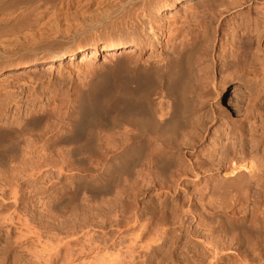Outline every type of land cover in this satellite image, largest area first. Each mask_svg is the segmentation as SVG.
<instances>
[{"label": "rangeland", "instance_id": "374dc122", "mask_svg": "<svg viewBox=\"0 0 264 264\" xmlns=\"http://www.w3.org/2000/svg\"><path fill=\"white\" fill-rule=\"evenodd\" d=\"M47 1V14L56 19L51 21V27L48 26L50 35L53 31L55 32L52 28L56 29L57 26L60 32L67 28L72 32V30L87 26L88 19L84 21L74 16L75 11L84 9L82 5L85 0ZM94 1L92 6L94 8L91 10H95L96 1L99 0ZM117 1L113 0V2ZM110 6L112 7V5ZM97 9L100 10L99 7ZM129 10L148 11L147 13L138 12L130 18H122L118 22L113 20L99 30V35L95 33L83 35L76 41L69 42L60 40V44L58 42L57 45L55 42V47L60 49L70 47V51H67L68 54L61 60L49 62L46 60L48 59L46 54H40L35 58H28L25 62H21L23 64L19 67L12 65L0 67V101H2V103L0 102V119L5 124L4 128L8 126L9 129H12V126L15 129L20 128L19 133H21L15 138L11 137L13 133L6 132L7 129L5 132L0 131L3 141L0 140L2 145L4 144L1 146L0 143V149L3 148L0 153L6 150L4 154L7 156L0 155V264H12V260H17L18 262L14 261L17 264H43L47 255L50 260L48 253L50 248L56 247L57 242L59 239H63V236L67 241L81 237V234L77 236L74 234V236L73 232H69L68 234L73 237L66 238L65 235L68 236V234L63 235L51 230L49 227L51 221L49 205L53 198L58 200L57 206L53 209L58 216L55 222H59V217H70L74 209L80 207L84 209L83 213L85 210L88 212L87 217L93 214L91 217L95 219L96 224L94 223L95 226L91 228L92 230L90 229V235L92 234L94 238L92 245L95 244L94 247L97 250L88 252L85 249L86 255H78L83 262L79 260L73 264H92V261L93 264H131L132 261L128 256L129 251L133 249L139 258L135 261L136 264H211L213 253L203 242L206 235H230L242 238L246 234L250 238L248 244L243 240L242 244L238 245L241 249L240 252L248 257L250 264H253L254 260L256 264H261L256 260L257 256L253 252V247L255 244H259L263 249L262 256L264 257V0H150L146 9L135 7ZM157 10H160L159 13ZM206 10H214L215 13H211L216 16L207 35L201 36L198 40L199 49L196 50V54H193L195 57H192L196 80L190 78L189 81L188 79V90L189 95L193 97V100H196L195 97L199 95L201 89V83L197 79L199 75L197 67L200 57L206 53L208 48L211 59L213 58L214 62L217 61V65L212 68L216 84L215 87H212L215 89L209 87L211 90L207 89V92H210L209 96H212L210 97L211 107L218 110L217 115H221L219 122L214 121L208 125L202 141L197 143L196 147L192 146L182 150L189 144L190 128L183 129L184 132L180 131L181 137L173 139V141L178 140L177 142H170L171 139L168 142V140L159 139L156 136L154 138V135L143 136L145 140L142 137L137 141L148 143L147 147V143L140 142L142 145L144 144V147L146 146L145 152L150 157L145 155L142 159L145 161L141 160L140 166L132 167L133 165L130 164L133 161H130L129 166V161L125 156L126 148L131 144L126 141L128 127L125 125L122 127L115 125L114 127L111 120L109 121L113 126L106 127V118H103L104 126L95 125L94 129V124L91 125V129L86 130L83 134V139L69 144L59 143V139L56 138L58 134L60 136L72 134L70 132L72 130L71 123L75 119L73 112L78 107L77 99L79 97L77 95L82 96L81 93L85 94L86 88L98 85L94 84L95 81L100 82L104 75L107 77L108 70L112 71L111 79L113 72L117 75L116 67L111 64V60L116 59L111 56L112 53L118 51L121 53L122 51L123 54L118 57L158 61L161 59L162 52L165 54L168 50L167 47L165 48L168 38L167 27L176 23L177 27L195 29L197 24L200 25L213 18L214 15L211 14L205 16ZM146 14L147 16L150 14V16L147 17ZM68 15L71 17L68 18ZM132 22L136 25V34L143 35L145 47L135 45L126 49L116 48L117 39L125 40L132 32V30H128ZM144 25L155 27L154 31L159 33L162 44L158 45L156 41H153L152 46L147 44L146 35H149V27L147 26L146 30ZM241 40L246 46H249H247L248 48L252 49L249 52L251 56L249 54L247 59V65L252 68V72L246 81L250 90L247 87L248 90L243 91V94H235L236 81L230 78L227 79L229 80L227 85H221L219 70L221 64L232 65L231 43L239 44ZM225 44L230 47L227 45L228 47L225 48ZM222 45L226 53L224 49L222 50ZM107 65H111L113 68L110 66L109 68ZM115 78L119 77L115 76ZM13 86L15 87L12 88ZM5 90L6 92H4ZM120 90L125 93L122 88ZM232 96L238 99L236 102L237 107L239 106L238 112H234L233 108L228 106L229 98ZM251 99L255 104L251 102ZM9 100L12 102L10 103ZM110 103L109 106L113 107V103L111 105ZM3 104L7 106L4 107ZM114 104L117 105L116 102ZM248 108L251 109L248 110L249 112ZM244 112L252 113L253 119L251 118L243 125V134H238L237 130L230 133L229 125L241 121L246 115ZM232 117L234 120H230ZM36 118L37 120H35ZM232 121L234 122L232 123ZM25 122L30 125H26ZM107 123L109 124V122ZM65 124L71 126L69 131L63 130L62 126ZM13 135L15 136V134ZM19 139L24 141L30 150L27 155L16 156L11 153L13 156L10 157L9 151L14 146L13 142H19ZM121 142L124 143L123 146L120 144ZM48 144L53 145L54 148L41 151V147ZM108 147H114L115 150L106 154L104 151ZM158 148L159 152H157ZM163 149L165 151H162ZM168 151L172 152V155ZM158 153L163 158L167 155L165 153H168L169 156L167 155L166 158L169 157V159L163 160L159 157V162H157L155 159ZM247 158L249 161L257 163L259 171L253 177L249 176L250 179L247 176L249 181L245 178L244 183L242 182L240 185L241 181L236 182L238 177L233 175V170L236 168L237 162L242 163ZM118 159L123 161V165H120L121 161L119 162ZM160 159L162 162L164 161V164ZM165 164L167 165L165 166ZM161 165L164 167L161 168ZM234 181L237 183L236 185ZM51 185H54L52 187L55 189H59L60 186L66 187L68 191L65 194L60 193L52 196L47 193V189ZM75 192H77L76 196ZM240 194L243 195L241 204L244 205L236 200L235 196L239 195L237 197L240 199ZM211 195L214 196V204L208 205ZM215 200L216 202H214ZM231 201L235 203L233 204ZM219 204L220 207L222 204L223 206L233 204L229 213L237 214L234 227L228 226L226 221L222 223L223 218L227 215L220 211ZM87 209L92 210V214ZM87 217L85 220L83 219L85 222L88 221ZM242 217H244L243 221ZM8 223H13L14 226H9ZM21 223L26 224L27 227L24 229L17 225ZM8 226L9 228L13 227L10 231L12 233L9 235L6 232ZM33 232L42 235L41 242H37L33 238L34 245H30L32 247L37 245L35 248L33 247L34 249H20V244L17 242L23 241L24 235L30 236ZM35 241L37 243H34ZM72 243L70 247L75 254L79 253L82 245H76V248L75 244L77 243L75 241ZM147 244H150L151 247H148ZM84 248L86 247L84 246ZM29 251H32L33 254L35 252L36 256L28 254ZM234 252L233 250V253H230L234 255ZM63 255L59 261L55 263L53 261V264L60 263ZM226 260L229 261V258L223 259L220 264H229ZM233 260H236L235 256ZM237 264L242 263L238 262Z\"/></svg>", "mask_w": 264, "mask_h": 264}, {"label": "bare ground", "instance_id": "6f19581e", "mask_svg": "<svg viewBox=\"0 0 264 264\" xmlns=\"http://www.w3.org/2000/svg\"><path fill=\"white\" fill-rule=\"evenodd\" d=\"M149 1L150 0H118L117 2H113V0H99V1H96L98 4L96 3L95 10H91V8L93 6V2H95V1L94 0H85L83 5L81 4L84 9L75 11L74 16H76L77 19L80 18V19H83L84 21L88 19L87 26L83 27L82 29H77L75 31L72 30V32L70 30H68V28L65 31L60 32V31H58L59 29H57V28H59V27L57 26L56 29L52 28L55 30V32L53 31L52 32L53 34L51 33V35H50V29L48 28V26H50V24L52 23L51 21H53V19L55 17L54 16L49 17V15L47 14L48 13L47 12L48 9L46 10L47 4H48L47 0H5V1L0 0V67L5 66V65H12L14 67L15 66L19 67V66H22L21 64H23L21 62H23V61L25 62V60H28V58L29 59L33 58V57L35 58V57L39 56L40 54H46L48 56V59H46V60L49 62L61 60L65 57L66 54H68L67 51L69 50L70 47L66 48V49H60L58 47H55V45H57V43L60 40H63V42L64 41L69 42V41H76L77 39H79L80 36H83V35H88V34H92V33L99 35L100 34L99 30L103 26H105L107 23H109L113 20L115 22H118L122 18H130L131 16H133V14H136L138 12L147 13L148 10H129V9H132L135 7H138L140 9H146V6L148 5ZM110 5H112V7ZM97 6L100 8V10L97 9L98 8ZM159 11L160 10H157V13H159ZM206 11H207V14H205V16H207V15L210 16V14L212 15V13L214 12V10H206ZM71 15H68V18L71 17ZM213 15H212L213 18H210V20L207 19L208 21H206L204 23L202 22V24H200V25L197 24L195 29H193L191 27H177L176 23H175V25L170 24L167 27V32H166L168 38H167L165 48L167 47L168 50L166 49L167 52L165 51L166 52L165 54L162 52L161 59L159 60L158 59L159 57L157 58L158 61H156V60L155 61L152 60L153 62L149 61V60L144 61L140 58L131 59L133 57L130 58V57H125V56L118 57V56H121L123 54L122 51H121V53H120V51H118L116 53H112L111 56L113 58H116V59H113L114 61L111 60V64L112 65L114 64V66L117 69V72H116L117 75H115L114 72H113V75L117 76V78L119 77L118 78L119 80L116 79L115 76H113V75H112V79H111L110 73L112 74V71L109 72V70H108L107 77H105L106 75H104L103 79H101L100 82L98 81L99 83L95 81L94 84H98V85H95L94 87L92 86L89 89L86 88V92L84 91L85 94L81 93L82 96H79L80 94L77 95V97H79L77 99L78 105L76 104L78 107L76 106L77 108L73 112L75 119H74V122L71 123L72 124V130H70V132L72 134H70V135L67 134L68 136H60L57 133L58 135L56 138L59 139V143L60 144H69V143H74L75 141L77 142L78 140H80L82 138V136L86 130L91 129L90 128L91 125L94 124L93 128L95 125L96 126L97 125L98 126H101V125L104 126L102 123H104L106 120L107 122H109V124L107 122H105L107 124L106 127H108V125L111 126L112 123H113L114 127H115V125H116V127L118 125L120 127H122L124 125L128 127V130L126 131L127 132L126 133V137H127L126 141H129L128 143L131 142V144L128 145V147L126 148L127 154L125 156L129 161L128 165L131 163L130 162L131 160L133 161L132 164H130V165H133L132 167L140 166L139 163H141L143 161L142 159L145 157V155L147 156V154H146L147 152H145L147 150V149H145L146 146L144 147V144L142 145L140 143L143 141H140V142L137 141L138 138L140 139L143 136L154 135V138L156 136L157 138L159 137V139L160 138L166 139V140H168V142L170 141V139H171L170 142H177L178 140L173 141V139H175V140H176V138L179 139L178 136L182 135L179 133H181L182 131L184 132L183 129L187 130V128H190L191 130L188 129L189 131H191L188 134L189 138H190L189 144L187 143L188 144V145L186 144L187 148H185L186 146H184L183 147L184 149H182V150H186L188 148H191L192 146L196 147L195 145L202 141L203 135L205 134V129L208 127V125L214 121L219 122L220 121L219 116L221 115V114L217 115L218 110L215 109L214 107H211L210 97H212V96H209L210 92H207V89H210L209 87H212V86L215 87V85H216L214 83L215 75H212V72H213L212 68H215L217 65V61L214 62L213 58L211 59V57L209 55L211 53L209 52L208 48H207L206 53L200 57L198 67H197L199 70V73H198L199 75L197 76V79H199L198 81H199V83H201V86H200L201 89L199 91V95L195 97L196 100L195 99L193 100V97H191L189 95L190 92L188 90L189 89V83L188 82L192 78L195 77L194 76V68H193L194 62H193L192 57H195V56H193V54H196L195 53L196 50L199 49V41L198 40L200 39L201 36L207 35L209 28L212 27L215 16H216L215 14H213ZM146 16H147V14H146ZM148 16H150V14ZM56 17H58V16H56ZM54 20H56V19H54ZM148 23L150 24V22H148ZM148 23H146V24H148ZM147 26H145V28ZM148 27H149V29L146 28V30L147 29L149 30V35H146V37L148 38L147 44H150V46H152L153 41H156V43L158 45L162 44V40L160 39L159 33H155V31H154L155 27L153 25L148 26ZM142 28H144V27H142ZM246 28H248V27H246ZM182 29H183V31H182ZM128 30L129 31L132 30V32L130 33L129 36L126 37L127 39H125V40L117 39L118 41L115 45L116 48L126 49V48H130L132 46H135V45L136 46L141 45V47L142 46L145 47V44H144L145 40L142 38L143 35L142 34H136L137 29H136V25L133 24V22L131 23V26L128 28ZM141 30H143V29H141ZM146 37H145V39H146ZM221 41H223V40L221 39ZM236 41H237V39H236ZM55 42H56V44L54 45ZM59 44H60V42H59ZM221 44H223V43H221ZM236 44L237 43H235V44L231 43V49H232L231 54H232V58H233L232 65H228L227 63L221 64V67L219 70V73H220L219 75H220V80H221L220 84L223 86L227 85L229 82V80H227V79L231 78V79L236 81L235 87H234L235 94L236 93L237 94L238 93L243 94V91L248 90V88L250 90V87H248V84L246 81H247V77L252 72L251 71L252 68L248 67L247 59L249 58V54H250L249 52L252 49L248 48L249 46L247 45L248 46L247 47L246 44L242 42V40L239 42V44H237V45ZM223 45H222V50L224 49ZM227 45L225 46V48H227L229 46V45L228 46ZM224 51L226 53L225 49H224ZM253 54H255V53H253ZM130 56H131V54H130ZM250 56H251V54H250ZM209 57H210V59H209ZM220 57H218V58H220ZM83 60H85V59H83ZM25 64H28V63H25ZM109 66L112 67L111 65H109ZM112 68H111V70H112ZM101 76L102 75H100V77ZM97 78L99 79V77H97ZM250 78H251V76H250ZM188 79H189V81H188ZM262 80H263V78H262ZM32 81H33V79H32ZM248 82L250 84V81H248ZM14 87L15 86H13L12 88H14ZM214 87H212V88H214ZM121 88L123 90H125L124 91L125 93H122L123 91L121 92V90H120ZM1 92H3V91L1 90ZM4 92H6V90ZM211 92H213V91H211ZM260 93L262 95V92H260ZM121 94H124V95H121ZM255 94H256V92H255ZM255 94H253V95H255ZM3 95H5V94H3ZM10 96H11V94H10ZM247 97H248V95H247ZM15 99H16V97H15ZM237 100L238 99H236L233 96L229 98L230 102L228 103V106H231L233 108L234 112H238L239 106L237 107V103H236V102H238ZM249 100H248V102H249ZM111 101L116 102L117 105L115 106L114 102H111ZM0 102L2 103V101H0ZM3 102H5V100H3ZM11 102L12 101H10V103ZM110 102L113 103V107H112ZM251 102H253V100ZM109 103L111 106H109ZM233 105H234V107H233ZM5 106H7V105H4V107ZM248 110H249V108L247 109V111ZM246 112H244L246 115H244L245 117L241 121H239V122L232 121V123L233 122L234 123L229 125L230 126V128H229L230 133H233L235 130H237V133L240 134L244 131L243 125H245V123L252 118V116H251L252 113H246ZM240 115H239V117H240ZM37 118L35 120H37ZM103 118H106V119L103 121ZM109 120H111L112 123ZM230 120H234V118L232 117V119H230ZM221 122H222V120H221ZM28 124L30 125V123H26V125H28ZM4 125H5L4 122H2V119H0V131L5 132V130L7 129L6 132L9 131V132L15 134V136L12 134L13 136L11 135V137L17 138L21 134V133H19L20 128L15 129L12 126V129H9L8 128L9 126L7 128H4ZM24 127L26 128L25 125H24ZM70 127L71 126L68 124H65L62 126L64 131H69ZM25 128H24V130H25ZM59 128H60V126H59ZM61 129H60V131H61ZM21 130H22V128H21ZM8 134H10V133H8ZM54 135H53V137H54ZM53 137H52V139H53ZM2 138L0 137V139L3 141ZM143 139H144V137H143ZM1 140H0V143L2 142ZM12 140L15 141V139H12ZM16 140L18 141V139H16ZM151 141H152V139H151ZM122 142L120 144H122ZM10 143H11V141H10ZM146 143L147 142H145V144ZM123 144H122V146H123ZM173 144H175V143H173ZM3 145L1 143V146H3ZM12 145H14V146H12ZM12 145H11L12 147L10 148L11 151H9L10 157L13 156V155L11 156V153L16 155V156L23 155V154L27 155L28 151L30 150V148L27 147L28 145L24 141H21V140L19 142H13ZM146 145L148 147V143ZM149 145H151V144H149ZM52 147H53V145H51V144L50 145L49 144L43 145L41 147V151H47V150L53 149L54 147L53 148ZM2 149H0V150L2 151ZM4 149H5V147H4ZM7 150H9V149H7ZM114 150H115L114 147H112V148L108 147L104 152L106 154H109V153L113 152ZM4 151H6V150H4ZM4 151H3V153H0V155L2 154V156H5ZM52 151H54V150H52ZM88 151H90V150H88ZM162 151H165V150L163 149ZM157 152H159V148H158ZM161 152H160V154H161ZM169 153H171V155H172V152H169ZM165 154H167L169 156L168 153H165ZM175 154H176V152H175ZM167 155H165V156L167 157ZM162 156H164V155H162ZM5 157H7V156H5ZM159 157L160 156L158 153V155H156V159H155V160H157V162H159V160H158ZM160 158H163V157H160ZM165 158H163V160L169 159V157L166 159ZM177 159H178V157H177ZM161 160L162 159H160V161ZM118 161H119V159H118ZM122 162L123 161L120 162V165L122 164ZM236 164H237L236 168L233 170V175L238 177V179H236L237 183L241 181L240 185L242 184V182L244 183V179L247 176L253 177V175L259 171L258 170L259 167H258L257 163H255V161H249L248 158H247V160L245 159V161H242V163L237 162ZM166 165L167 164H165V166ZM162 166L164 167V165H161L160 167L162 168ZM249 179H250V177H249ZM230 182H232V181H230ZM236 182L234 181L235 185L237 184ZM232 185H233V183H232ZM52 186L54 187V185H51V187ZM61 186L59 187V189L57 187H56L57 189L50 187L47 189V191H48L47 193H50L52 196L55 194L59 195L60 193L65 194L68 190L66 187H61ZM76 193L77 192H75V196H76ZM237 196H239V195H237ZM237 196H235L236 200L239 201L240 204L243 203L242 202L243 201V195L240 196V199ZM213 197L214 196H212L211 198L209 197L210 203L207 202L208 205H210V204L212 205L213 199H214ZM216 198H217V196H216ZM217 199L219 200V198H217ZM236 200H235V202H236ZM225 201H226V199H225ZM233 201H234V199H233ZM233 201H231V202L233 203ZM214 202H216V200ZM57 204H58V200L56 198H53L51 200V204L49 205V211H50V215H51L50 216L51 221L49 223V227L51 228V230L53 232L57 231V233L59 232L63 235L68 234L69 232H71V233L73 232L72 233L73 235L76 234V236H77V235L81 234V237L79 236V238H76V240L73 239L72 241H67L64 238V236L61 235V236H63V239H59V242L56 241L58 243V245L56 247H53L52 249L50 248L51 252L48 251L50 260H48V258H47L48 255H47L46 256L47 259L45 258L43 262L45 264H51V263L53 264V261H54V263L56 261H59V259H61L62 254H64L62 261L58 264H73L76 261L78 262L80 260V258L78 257L79 254L86 255L85 249H87L88 252L92 251V250L93 251L97 250L96 247H94L95 244L92 245L93 244L92 240L94 238L92 237V234L90 235V229L95 226L94 225L95 219H93V217H91L93 215L92 210L87 209L89 211V213L92 214V215H90V217H87L88 212H86V210H85V213H83L84 209H82L80 207L77 209L75 208L73 213L70 215V217H59L60 220L57 223L55 221L57 220L58 216H56V213H54V210H53L57 206ZM220 204H219V209H221L220 211L223 213H226V215H227L226 217L223 218L224 221L222 223H225V221H226V223L230 227L235 225V219L237 218L235 215H237V214H235L233 212V214L231 215V213H229V210H231L230 208L233 204L232 205H226V206H223V204H222L223 207L222 206L220 207ZM224 205H225V203H224ZM241 205H244V204H241ZM242 212H240V213H242ZM85 217L88 218V219H86V220H88L87 222L84 221ZM243 219H244V217H242V221H243ZM9 222H11L10 219H9ZM18 223H20V222H18ZM10 225L14 226L13 223L9 224V226ZM17 225H20L21 228L27 227V225L23 224V223L17 224ZM9 226H8L7 231H6L8 233L7 235L12 233L10 231H12L11 229L13 227L9 228ZM32 234L34 235V237ZM32 234H31L32 236L31 235L30 236L24 235L23 236L24 238H22L24 240L23 241L21 240V242H17L20 244V245L18 244L20 246V249L21 248H25V250L26 249L30 250L31 248L34 249L37 245L35 247L33 246L34 248L30 245V244H33L32 243L34 241L33 238L36 239L37 242H41L40 240L42 238L41 237L42 235L40 233L33 232ZM50 234L52 235V233H50ZM54 235H56V234H54ZM85 235H87V238H85ZM58 236H60V235H58ZM65 236H66V238H69L71 235L68 234V236L67 235H65ZM72 237L73 236H71L70 238H72ZM146 238H149V237H146ZM249 238L250 237L248 236V234H246V236H244L242 238L241 237L240 238L233 237L230 235H224V236H215V235H211V236L209 235L208 236V235H206V237L204 238L205 240L203 242L206 243V246H208L207 248L210 249V251L213 253V262L215 264H220V262L225 258H227V259L229 258V261L226 260L227 262H229V264H237L238 262H241L242 264H250V262L248 261V257H246V255H243L242 252H240L241 249L238 246V245H240V243L242 244L243 240H244V242H246L248 244ZM152 239H155V238H152ZM19 240H20V237H19L18 241ZM36 241L34 243H37ZM73 241H75L77 243V244H75V247H76V245L77 246L80 244L82 245L81 249L79 250L80 252L78 251L79 253H77V254H75L73 249L70 247V245ZM82 241H84L83 243H85L86 245L83 244ZM145 242L148 243V241H145ZM141 244H143V243L141 242ZM147 245H148V247L150 246V244H147ZM27 246H29V247H27ZM84 246L86 248H84ZM236 246H238L239 248ZM42 247H44V246H42ZM76 248H74V249H76ZM253 248H254L253 252L256 253V256H257L256 260H258L259 263L264 264V257L262 256L263 255L262 254L263 249L261 248V246H259V244H255V246ZM131 249L132 248L130 247V250ZM233 250L235 251L234 255L231 254V253H233ZM128 251H129V249H128ZM26 253H28V252H26ZM28 254H31V256H33V255L36 256L35 252L33 254L32 251H29ZM136 254L137 253H135L134 249L129 251L128 258L130 257V260L132 261L131 264L137 263L135 261L139 258H138V256H136ZM88 255H90V254H88ZM234 256H235L236 260H233ZM82 257H84V256H82ZM210 259L212 261V258H210ZM12 261H13L12 264H17L16 262H14L17 260H12ZM254 261L252 263L256 264ZM81 262H83V261H81ZM213 262L211 264H214ZM114 263H116V262H114ZM18 264H21V263H18ZM79 264H81V263H79ZM92 264H93V261H92ZM126 264H128V263H126Z\"/></svg>", "mask_w": 264, "mask_h": 264}]
</instances>
